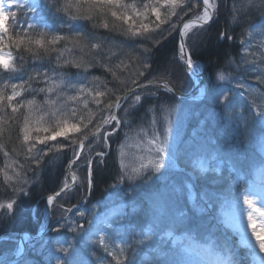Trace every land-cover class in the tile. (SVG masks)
Segmentation results:
<instances>
[{"label":"snow or ice","instance_id":"snow-or-ice-1","mask_svg":"<svg viewBox=\"0 0 264 264\" xmlns=\"http://www.w3.org/2000/svg\"><path fill=\"white\" fill-rule=\"evenodd\" d=\"M222 2L223 0H140L139 3L137 0H0V81H3L0 84V153L6 160L4 167L0 168V174L3 175L4 186L10 189V192H6L9 198L0 201V209L4 210L0 219L11 218L14 207H18L21 202L20 198L30 194L28 171H33L35 177L43 168L66 157L68 151L72 153V158L68 160L69 166L76 165L83 157L87 168L83 180L75 172L66 171L59 190L46 197L49 221L53 219V212L58 213L55 220L57 227L52 231L60 235L61 230L66 229L71 234V238L66 236L63 240L51 242L54 247L51 253L52 264H150V261L142 260L140 253L152 248L158 236L163 239L164 236L173 234L171 228H165L161 234V225L166 220L182 223L186 219L185 213L176 212L178 205L173 204L171 195L158 189L146 193L150 204L138 208L136 212L138 218L144 219L143 225L133 223L127 214L121 213L115 228L108 222H105L104 227H99L94 225L93 220H88V227L85 228L78 221L85 218L86 213L79 211L77 204L65 207L59 200L68 198L77 187L86 191L92 188L93 160L99 158L103 162L107 155L106 151L94 152V145L110 148V138L118 134L122 126L126 127L131 123L132 110L138 105L143 106V103L152 98L157 99L147 108V112L152 113L150 124L154 130L153 138L149 140L150 154L138 167L129 168L124 162L126 154L121 145L119 172L116 183L110 187L118 190L121 184L137 182H142V186L149 185L164 174L162 170L175 167V150L169 143L172 131L169 116L175 105L161 102L159 90L165 89L174 98L177 89L170 80L162 76L151 79L146 76V73L151 75L152 65L149 60L153 48L162 47L173 33H177L180 38L179 60L183 61L187 72L194 73L196 61L189 48V33L196 29L199 34L206 25L213 22ZM12 7L26 10L27 18L22 24L17 13L9 10ZM254 9H259L264 15V0H233L231 22L242 23L243 18ZM78 21L91 22V30L80 28L76 23ZM65 26L70 34L62 35L60 33ZM97 29H105L108 33L118 32L119 42L99 36L95 31ZM244 33L247 38L256 41V50L249 51L251 44L248 39L242 40L244 54L240 56V63L229 59L227 65H235L236 72L244 71L255 83L236 84L238 89H242L238 93L240 103H234L231 90H224V85L217 83L209 84L208 98L223 105L230 120L248 128L251 118L264 132V91H261L264 89V26L252 31L245 29ZM257 35L262 37L258 41ZM218 38L233 39L224 32L219 33ZM106 42L109 44L108 48H105ZM61 44L63 47H58ZM112 47L119 48L128 60L135 61V78L120 79L116 69L129 68L123 60L115 66L105 62L104 53L107 51L111 55ZM74 49H78L81 55L65 58V54ZM53 54L55 66L45 68L41 64L39 69L33 67L31 71L28 70L29 59L41 61L44 57L51 58ZM67 66L82 70V73L78 71L73 77L65 71ZM95 66L110 72L113 82L118 81L119 86L109 88L107 81L102 84L103 90H100L101 85L88 86L90 80L100 79L87 76L88 70ZM25 75L27 79H24ZM5 76L8 77L7 80L3 79ZM142 77L144 80L140 82ZM235 78L233 73L225 75L223 68L214 76L215 81L225 83H231ZM12 80L18 82L12 83ZM34 84L43 86L34 87ZM40 94H44L43 102L36 99ZM52 95L56 98L51 99ZM28 96L31 98H27ZM125 104L128 106L124 107V115H118L117 110ZM245 108L248 110L247 114ZM158 124L162 127V135L155 131ZM13 132L19 148L13 146L9 152L6 141L13 140ZM58 137L63 140H58ZM260 147L264 151V143ZM21 156L27 167L20 163L18 157ZM232 171L238 173L235 166ZM84 198L87 199V196ZM241 199L246 208L241 206ZM258 200L264 205V187L259 190L247 188L243 192L236 189L232 194V206L236 210L233 221L242 224L246 216L247 227L251 228L255 244L246 235L243 239L249 246L258 245L259 250L264 252V206H258ZM202 202L207 206V201ZM203 210L202 208L201 211ZM91 249L101 251L102 255H97ZM20 253L21 246H17L15 255L20 256V259L5 256L0 258V264H24ZM185 255L186 251H178L160 264H193L184 258ZM233 255L231 250H226L218 264H236ZM261 264H264V259Z\"/></svg>","mask_w":264,"mask_h":264},{"label":"rangeland","instance_id":"rangeland-1","mask_svg":"<svg viewBox=\"0 0 264 264\" xmlns=\"http://www.w3.org/2000/svg\"><path fill=\"white\" fill-rule=\"evenodd\" d=\"M226 1L227 0H223V2L220 3V7H223V4L226 6L228 4L227 8H229L228 10L229 14L232 15L231 7H232L233 0H229L227 2ZM254 14L256 15L259 14L262 17L263 22L261 21L258 24L254 25L255 22L250 23L251 22L250 20V22L244 27L245 29L252 31L253 29H259L261 26H264V15L261 14V11L259 9H254L248 13V15H250L251 17L254 16ZM261 38L262 37L258 35L256 36L257 41L260 40ZM249 39H250V44L252 47H254V51H255L257 47L256 41L251 40V38ZM115 40L119 41L118 39H115ZM195 42L196 41H194V43ZM58 47H63V45L61 44ZM108 47H109V44L105 43V48H108ZM113 48L114 50L111 52V55L110 54L107 55V52L104 53L105 57L106 56L110 57L109 59L106 57L105 62H110V66H115L119 64L121 60H123L126 64L129 65V68L127 70L124 68H120L116 70H120V73L123 74L124 76H127L126 77L127 79L135 78L134 77V73L136 72L135 61L128 60L126 54L122 52L119 48L112 47V49ZM79 55H81L80 51L78 49H74L72 52L66 53L65 58H67L68 56H79ZM51 60L54 62V65L51 66L50 64H48L46 65L45 68L55 66V54L51 58ZM102 69L104 68L95 66L89 69L88 71L91 77H99L100 79H102L104 78V76H106L108 80L113 78L109 72H105V73L101 72ZM65 71L73 77L76 76L78 71L82 73V70H77L71 66H69V71L67 69H65ZM217 82L219 84L224 85V87L226 88L229 85L225 83L224 81H217ZM117 83L119 84L118 81ZM108 84H110V82ZM96 85H101L99 80L89 81L88 86L95 87ZM33 86L40 87L43 85L34 84ZM118 86L119 85H117L116 82H114V83H111L110 86L108 87L112 88V87H118ZM100 90H103L102 86ZM226 90H230V89H226ZM64 91H68V90L64 89ZM199 91L200 92L197 95L198 98H200L201 93H203L204 90L201 88V90ZM231 92L233 93L232 90ZM68 94H71V92L68 91ZM27 98H31V96H28ZM50 98L55 99L56 97L55 95H52ZM36 99L39 102H43L45 99L44 94L38 95ZM173 105H175L174 110L169 116V119L171 121L170 127L172 129L170 136H169V143L173 145V148L175 150L174 151L175 158L179 159V162L181 164L182 163L187 164V166L185 167L189 168L188 171L190 173V176H192V179H190L187 175H185V177L187 176L186 178L188 179V181H185L180 176L176 177L174 174L171 173L173 171V168H170L169 170H162L164 174L160 176L159 179L151 181L149 185L142 186V182L123 184V186L119 190L114 189L113 191H111V194L107 196V198L103 196H95L89 199L88 201H90L91 205L94 208L95 207L97 208L99 205L104 204L107 201V199L111 196L120 197V196H117V194L122 193V191L128 187L129 189L135 190L133 191V195H138L140 196V198L142 197V195L143 197H145L144 206L150 204L146 196V193L150 191L154 192L157 189L162 193L170 194L171 200L174 205H175V200H177L176 196L182 197L184 199L185 205L190 206L192 210L194 207L193 203H195V201H200L202 204H203L202 200L207 201L208 206H206L207 208L205 207V209L206 210L210 209L213 212L214 215L211 217L212 222L216 226H218L223 232L230 235V237L232 238L234 242V246L232 247V243L230 241H227L224 238V240L228 242L229 245L224 244L223 247H225V249L223 248V253H226V250L228 249V250H231V252L234 254L233 258L239 257L241 259H244L241 253V251H243V253H245L244 256L246 258L245 259L246 264H261V261H262L261 255L264 256V252H261L259 250L258 245H256L255 247L249 246L248 243L243 239L244 235L241 230L242 228H244L245 226L244 224H246V216L244 217L242 224H237L233 221V216L236 210L232 206V194L239 187V184H241L242 186L240 178L236 176L241 173L239 172V170H243V166L246 162L244 154H243V152H245V155H246V151H242L240 148H238L234 142V138L231 139L232 137H234V133H236V129L238 128L237 126H240V123H238L235 120H230L226 115V110L224 107L219 108V107L214 106L215 108H218L219 110V112L217 113L213 112L215 109H211L212 107H204L197 114V112L199 111L198 104H189V103L180 102V103H174ZM90 107H93L94 109V106L91 104H90ZM145 112L146 111L144 108L142 114H144ZM118 115L123 116L124 112L121 111L118 113ZM147 115L148 116L140 117L137 119L135 118V119L139 120V122L140 121L145 122L146 120L148 123H150L152 120V113L148 112ZM202 115H204V117L202 119H199L198 124L193 123L194 121H197L198 118L202 117ZM130 119H133V118H130ZM156 129H157V132L161 133V135L163 134L162 127L159 124L157 125ZM108 130H110V127L108 128ZM133 132H143L141 131V128L138 127V124L136 123V121L134 125L129 124L126 127L122 126L120 130H118V134H121V136L125 137V138H122V142H120L119 144L124 146V151L126 154L124 157V162L128 165L129 168L138 167L139 164L143 162V160L146 159L147 156L150 154L149 149L151 147V145L149 144V141H146V142L143 141L142 144H138V145H135L132 142V140L128 141L129 136ZM255 133H256L255 139L249 138L248 140H244V142L241 140V142L243 145H246L247 147H251L252 151H258L264 154V151H261V147H260L261 143H264V133L261 131V129H257ZM200 134L204 137V143L198 142V139L200 138ZM186 136H188V140ZM143 137L144 136H142V138ZM62 139H63L62 137H58V140H62ZM6 143H7V149L9 152H11V149L13 146L19 148L18 142L15 141V132H13V140L11 142L6 141ZM188 144L189 146H187ZM214 145H217V148H214V149L208 148ZM100 148L103 149V151L105 150L104 146L97 145V147L94 148L93 151L95 152L97 149H100ZM86 151H87V148H86ZM206 153L209 156H211V158H214L215 154L219 155L220 157L224 159V163L218 160V158L211 159L210 161H208V159H204L203 156ZM180 154L183 157L179 158ZM113 155L115 156L113 157V159L116 160V163H114L115 164L114 167L116 168V172L118 173L119 167H120L119 148H117L116 150L114 149ZM18 159L21 164H25L23 156L18 157ZM81 161L84 162V166H85V160L83 157ZM93 161L97 162L99 161V158L97 159V161L96 160H93ZM5 164H6L5 157L3 156L2 153H0V168H3ZM233 164L236 165L235 168L238 169V173H234L232 171L233 167L231 166H233ZM182 166L184 167V165ZM25 167H27L26 164H25ZM34 167L35 166H33V169ZM72 167H75V166L72 165ZM76 168H78V166H76ZM226 169L231 170V172H233L232 176H229V174L226 173ZM43 170L44 168L40 172L43 173L42 172ZM108 173H110L108 172V170L104 171V174H108ZM184 173H181V174H184ZM37 174H39V172L36 173L35 177L37 176ZM27 176L32 183L35 181V177H33V171H28ZM39 177L41 176L39 175ZM98 179H99L98 181H102L104 179V181H106L107 184L111 182V179L105 176H99ZM98 181L97 183L93 182L92 188L87 191L79 187L75 188L73 190V193H70L69 196L75 199H78L79 196L81 197L83 196V198L79 199V202L82 204L84 202L85 196L87 195L90 196V195H93L94 193H101L105 191V190H102L104 188L103 182L101 184H98L99 183ZM59 185L60 187L62 186V184L60 183ZM60 187H58V189ZM239 190H241V188ZM6 192H10V189H6V187L3 184V175L0 174V201L7 200L9 198ZM203 192L206 194L211 193V195H205ZM22 199H23V196L20 198V200ZM85 203H88V202H85ZM25 204L26 203L19 205L17 208H20L22 210H27V205ZM241 206L245 208L247 207L246 205H243L242 199H241ZM15 208L16 207H14V210ZM30 209H31V206H29V211ZM182 209H185V208L183 207ZM198 211L200 212V209H198ZM3 212L4 210L0 209V215H2ZM96 217L97 216H94L95 218L94 225L99 226ZM87 227L88 225L85 226V228ZM209 231L215 234L217 232L215 229H212ZM4 233L5 235H7L6 232ZM0 238L4 239L1 236ZM241 239H243L244 241H240ZM250 239L252 240L253 244H255V237L250 238ZM8 246L9 244H7V242L3 244L0 243V258L4 257L1 254V251L3 253L6 250H8ZM38 248L39 249L48 248V251L50 252V254L46 257L42 256L41 260L38 261L37 264H52L51 253L54 250L53 245L48 244V246L47 245L44 246V244H41V246ZM204 249L207 254H209L210 256H213L217 261H219V258L221 259L223 258V256L218 251H215L211 248L209 250H207V248H204ZM98 252L100 253V255H102L101 251H98ZM25 258H26V255H25ZM24 264H33V263L31 261L27 262L26 259H24Z\"/></svg>","mask_w":264,"mask_h":264},{"label":"bare ground","instance_id":"bare-ground-1","mask_svg":"<svg viewBox=\"0 0 264 264\" xmlns=\"http://www.w3.org/2000/svg\"><path fill=\"white\" fill-rule=\"evenodd\" d=\"M219 15H223L222 11H220L218 13ZM191 15V14H190ZM249 16V17H248ZM253 17V16H252ZM252 17L250 15H247L246 17L243 18V22L242 23H238V22H232V26H228V28L225 29V31H220V32H224L227 35H230L233 37V39L231 40H225L224 44H222L223 38H218L219 34L217 35V37H214L213 35H208L207 39L210 40L213 38L216 39V43H215V47H212V49L216 50V53L218 54L219 58L216 59H212L209 60L208 58H204L207 62L206 67L202 66L199 67L197 66V64L200 62L201 58H198L196 55L192 56L193 60L196 61V64L194 65L195 67H197V69L200 70V72L202 74H204L203 76H200V78L192 83L190 80V74L189 72H187L185 70V66L182 65L180 62H178L173 56L167 54V52L164 51L163 47L160 48L159 46H157V48L152 50V54H151V59L149 60V63H151L152 68H151V75L149 76L148 73H146V76H148L149 79H151L152 77H157V76H162L168 80H170V82L175 86V88L177 89V93L180 95V99L174 97L171 93H167L165 89L161 88L159 90V99L161 102H165V103H170V104H174V103H182L183 99H186V97H191V96H195L198 95V93L200 92L199 90L202 89H207L204 93L209 94L208 93V86L210 83H217L219 84L217 81L214 80V76L215 74L218 73V70L223 68L224 72L228 73H235V65H231L228 66L227 65V61L229 59L234 60L233 54L235 53V46L238 48L241 45V41L244 39L241 34L243 33V31L245 30V26L250 22V20L252 19ZM240 18H238L239 20ZM206 35V33H204L203 31L200 32L199 34H197L195 31L192 32L189 37H190V51L192 53V49L191 47H193L192 45L194 44V41H200V39L202 37H204ZM179 35L177 33L173 34V38L176 41V45L179 48ZM196 44V42H195ZM164 46V45H163ZM113 49H110V52H112ZM107 52V51H106ZM109 54V52H107V55ZM203 59V58H202ZM214 61H218L219 64H214ZM157 63H160L161 65H157ZM241 67H243L241 65ZM226 70V71H225ZM201 74V75H202ZM243 72L240 71L239 72V76H242ZM232 86H234L232 83H230ZM226 87H224L225 90ZM153 91H155V89H151ZM115 97H113L114 99ZM157 98H152L150 101H148L147 103H143V107L145 108V111L147 112V108L149 107L150 104L155 103ZM201 101L204 102V104L207 107H219L222 108L223 105L216 103L215 101L211 100L208 98V96H202L200 98ZM178 101V102H176ZM128 105L125 104L121 109L117 110V112H121L124 111V107H127ZM214 107V108H215ZM143 108V109H144ZM143 109L141 111H139L136 107V109L132 110V116L130 118L131 119V125L135 123L138 124V127H140L141 129H143V132H133L131 133V135L129 136L128 141L132 140V142L135 145L138 144H142L143 141H149L153 138V134H154V130L151 127V124L148 123L146 120L145 122L136 120L137 118L140 117H145L148 116L147 113L142 114ZM95 110V108H94ZM134 118L135 121H134ZM157 128V126H156ZM120 130V129H119ZM155 131H157V129H155ZM142 136H144L142 138ZM122 138H125L124 136H121V134H114L110 140H109V144H110V148H106L105 150L107 152V155L103 158V162L97 161L98 158H95L94 160H96L97 162L93 161V179L99 176H105V177H109L111 179L110 183H106L103 182L104 179L102 181H98V184H101L103 182L104 184V188L102 190H106L108 188H110L111 185H114L116 183V179H117V175L118 173L116 172V168L114 167V163H116V160L113 159V157H115L113 155L114 153V149L116 150L117 148H119L121 146V144H119L120 142H122ZM135 142H134V141ZM97 145H94L93 149L96 148ZM98 151H103V149H97L95 152ZM87 152V151H86ZM110 157V158H109ZM72 158V153L71 151H68L67 156L66 157H61L59 160H57L53 165L51 166H47L46 170H47V174L43 176L44 178V182L46 183H53L55 176H57L58 179H64L65 178V174L66 171H72L75 172L77 174L78 177L81 178V180L84 179V177L87 174V168L84 166V162L83 161H78L76 165H74L75 167L69 166L68 165V160ZM76 166H78V168H76ZM233 166L236 167V165L233 164ZM118 169V168H117ZM108 170V174H104V171ZM108 175V176H106ZM248 176L250 178H252V181L256 180V173H252L251 175L248 173ZM42 178V179H43ZM94 183H96V181L94 180ZM244 183L246 185H249L251 182H245ZM123 186V184L119 185L118 190ZM117 190V189H116ZM48 190H45V188L41 187L40 190L37 191H32L29 190L30 194H29V199L31 201V206L32 208L30 209V211H20L19 213H17L16 211L14 212L15 215H18L14 220H12L11 218H9L11 220V222L9 221V223L7 222V224H10L9 226H17L20 224L26 225L29 223V221L35 217V218H39L42 213H44V211L47 209V207H45L44 204V198L43 196H41V194H43L44 192H47ZM82 191V190H81ZM120 192V191H119ZM130 194V190L129 187L124 189L122 191V193L117 194V196L120 197H114V202L115 205L110 209V211L106 212V216L112 214L114 211L116 212H126V210L122 209V207H126L128 206V202H123L121 203L120 206V201L126 197H128V199L132 200L133 198L131 196H129ZM42 198V199H40ZM78 199H75L73 197H68V198H61L60 199V203H63L66 207H70L72 204H74ZM87 202V199L84 200L83 203ZM263 206V205H262ZM54 217L53 218H57L58 213L53 212ZM56 215V216H55ZM5 218V217H3ZM2 218V219H3ZM244 228H242V233L243 235L247 236L248 238H253L254 236H252L251 234V228L247 227V221L246 224H244ZM56 228V226H52L50 227V232L52 234L55 233V231H52V229ZM64 231H66V229H64ZM36 232V231H34ZM67 232V231H66ZM38 237L36 234L33 235V238ZM240 241H244L243 239H241ZM36 244L40 243V240H36L34 241ZM246 244V243H244ZM25 248L24 253H26L28 250L26 249V247H24V245H21V254H23V250ZM29 249V247H28ZM7 254H10V251H6ZM1 254L2 251H1ZM22 256V255H21ZM261 259H264V256L261 255ZM260 261V259H259Z\"/></svg>","mask_w":264,"mask_h":264},{"label":"trees","instance_id":"trees-1","mask_svg":"<svg viewBox=\"0 0 264 264\" xmlns=\"http://www.w3.org/2000/svg\"><path fill=\"white\" fill-rule=\"evenodd\" d=\"M227 1H229V0H227ZM226 1V2H227ZM218 2H219V0H218ZM227 6H228V4H227ZM227 6L226 5H224L223 4V7H220V4H219V10H218V13L220 12V11H222V13H223V15H219L218 13H217V15L214 17V20H213V22H210L207 26H205L204 27V29H203V32L204 33H206V35L204 36V37H202L201 39H200V41H196V44L194 43L192 46L193 47H191V49L193 50L192 51V56H197L198 58H201V60H200V62L197 64V66H199V67H202V66H204V67H206V64H207V62L208 61H206L204 58L206 57V58H208L209 60H212V59H218L219 58V56H218V54L216 53V50L215 49H212V47H215V43H216V39L214 38V40H213V38L212 39H210V40H208L207 39V36L208 35H213L214 37H217V35L219 34V33H221L220 31H225V29L226 28H228V26H230V23H229V21H231L230 19H231V16L232 15H230L229 14V8H227ZM258 16H259V14L258 15H256V14H254V16L252 17V19H254V20H256L257 18H258ZM186 18H188V17H186ZM251 19V20H252ZM86 29H89L88 27L86 28ZM96 31V33L99 35V36H101V37H109V36H114V37H119V33L118 32H112V33H108V31L107 30H105V29H97V30H95ZM196 32V29H193L192 31H191V33L192 32ZM190 33V34H191ZM174 34V33H173ZM173 34H172V36H170L169 38H168V40L166 41V42H164L163 43V45L164 46H162L163 47V49H164V51L165 52H167V54H169V55H171V56H173L178 62H180L181 64H182V61H180L179 60V56H178V46L176 45V41H175V39L173 38ZM189 34V35H190ZM244 36H246V34L244 33L243 34ZM114 40V39H113ZM225 40L226 39H223V41H222V44H224V42H225ZM228 40V39H227ZM117 41V40H116ZM190 42V41H189ZM189 45H190V43H189ZM162 47H160V48H162ZM240 47H241V45L239 46V48H237L236 46H235V53L237 52L238 53V51H239V49H240ZM157 48V47H156ZM153 49H155V48H153ZM113 50H114V48H113ZM234 53V54H235ZM233 54V55H234ZM237 55V54H236ZM107 57V56H106ZM234 57V56H233ZM203 58V59H202ZM151 59V58H150ZM214 64H219V62L218 61H214L213 62ZM157 65H161L160 63H157ZM183 65V64H182ZM119 71V72H118ZM101 72H103V73H105V72H107L106 71V69H102V71ZM100 72V73H101ZM110 73V72H109ZM117 74H118V76L120 77V79H127L126 77L127 76H124L123 74H121L120 73V70H117ZM110 75H111V73H110ZM112 76V75H111ZM108 83L110 82V84L111 83H114L113 82V78L112 79H107L106 80ZM110 84H108V86H110ZM116 84L117 85H119L118 83H117V81H116ZM113 88V87H112ZM113 98V97H112ZM63 140V139H62ZM42 178H43V176H42ZM59 179H57V176H55V179H54V182L51 184V183H46V182H44V178L43 179H41V181L38 183V186L39 187H43V188H45V190H52L55 186H57V181H58ZM94 180L96 181V183H97V181L99 180L98 179V177H96L95 176V178H94ZM103 182H105V181H103ZM56 188V187H55ZM28 201V200H27ZM78 201V200H77ZM27 205V210L26 211H28L29 212V210H28V207H29V204H26ZM67 206V205H66ZM65 206V207H66ZM17 212V213H19L21 210H18V208H17V210H14V212ZM15 218H16V215H15ZM4 219V218H3ZM3 219H0V233H2V232H4V231H7L8 230V227H9V225L10 224H7L5 221H2ZM9 221L11 222V220L10 219H8V223H9ZM36 249V248H35ZM38 250V249H37ZM35 251V250H34ZM40 252V251H39ZM157 261L158 262H161L162 261V258H160V257H157Z\"/></svg>","mask_w":264,"mask_h":264},{"label":"water","instance_id":"water-1","mask_svg":"<svg viewBox=\"0 0 264 264\" xmlns=\"http://www.w3.org/2000/svg\"><path fill=\"white\" fill-rule=\"evenodd\" d=\"M179 38V37H178ZM180 39V38H179ZM189 73H192V72H189ZM192 74H196L195 72L194 73H192ZM196 75H198V74H196ZM204 74H202V76H203Z\"/></svg>","mask_w":264,"mask_h":264}]
</instances>
